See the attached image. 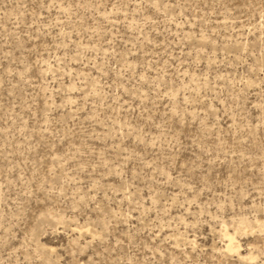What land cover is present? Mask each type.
Returning <instances> with one entry per match:
<instances>
[{
    "label": "rangeland",
    "instance_id": "obj_1",
    "mask_svg": "<svg viewBox=\"0 0 264 264\" xmlns=\"http://www.w3.org/2000/svg\"><path fill=\"white\" fill-rule=\"evenodd\" d=\"M0 264H264V0H0Z\"/></svg>",
    "mask_w": 264,
    "mask_h": 264
},
{
    "label": "bare ground",
    "instance_id": "obj_2",
    "mask_svg": "<svg viewBox=\"0 0 264 264\" xmlns=\"http://www.w3.org/2000/svg\"><path fill=\"white\" fill-rule=\"evenodd\" d=\"M227 237L229 238V244L227 246V249H230V248L233 249L234 245L232 244V240L230 239V236L228 234H227Z\"/></svg>",
    "mask_w": 264,
    "mask_h": 264
}]
</instances>
